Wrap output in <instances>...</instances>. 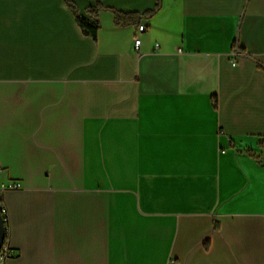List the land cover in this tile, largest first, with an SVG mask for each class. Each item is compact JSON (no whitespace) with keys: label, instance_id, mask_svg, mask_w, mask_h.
<instances>
[{"label":"crops","instance_id":"1","mask_svg":"<svg viewBox=\"0 0 264 264\" xmlns=\"http://www.w3.org/2000/svg\"><path fill=\"white\" fill-rule=\"evenodd\" d=\"M72 1L0 0L7 264H264V0Z\"/></svg>","mask_w":264,"mask_h":264},{"label":"trees","instance_id":"2","mask_svg":"<svg viewBox=\"0 0 264 264\" xmlns=\"http://www.w3.org/2000/svg\"><path fill=\"white\" fill-rule=\"evenodd\" d=\"M65 3L68 6V8L74 13L76 20H77V24L79 28L81 29L83 35L91 37L93 40L97 41L98 33L100 29L98 15L100 11L104 10V8L101 6L90 8L86 11V14H87V17H86L80 12L79 8L75 5V3L72 0H65ZM162 5H163V0H157V5H156L155 10L146 12L144 14H140V13H128L127 14V13L113 10V13L115 15V24L117 26H128V25L139 26L143 19H151L152 17H154L155 14L161 10ZM259 146L264 151V139L260 142ZM0 212H1V209H0ZM5 227H6L5 243H4V247L1 253L5 252V247L8 242V238H9V230H8L6 218H5Z\"/></svg>","mask_w":264,"mask_h":264},{"label":"built area","instance_id":"3","mask_svg":"<svg viewBox=\"0 0 264 264\" xmlns=\"http://www.w3.org/2000/svg\"><path fill=\"white\" fill-rule=\"evenodd\" d=\"M145 26L144 25H141L139 27V33H142L145 31ZM140 44H141V40L140 38H138L136 41H135V47L137 50L140 49ZM2 172V168L0 166V174ZM11 187H14L13 185H10V186H5V185H1L0 183V209H1V212L2 214H5L6 213V208L5 206L3 205V193L8 189V188H11ZM11 257V252L9 249H5V253L3 254V261H0V264H7V261L8 259Z\"/></svg>","mask_w":264,"mask_h":264},{"label":"water","instance_id":"4","mask_svg":"<svg viewBox=\"0 0 264 264\" xmlns=\"http://www.w3.org/2000/svg\"><path fill=\"white\" fill-rule=\"evenodd\" d=\"M5 218L3 214L0 212V254L3 250L4 243H5Z\"/></svg>","mask_w":264,"mask_h":264},{"label":"bare ground","instance_id":"5","mask_svg":"<svg viewBox=\"0 0 264 264\" xmlns=\"http://www.w3.org/2000/svg\"><path fill=\"white\" fill-rule=\"evenodd\" d=\"M4 253H5V252H4ZM4 253H1V255H0V260H1V261H3V254H4Z\"/></svg>","mask_w":264,"mask_h":264}]
</instances>
